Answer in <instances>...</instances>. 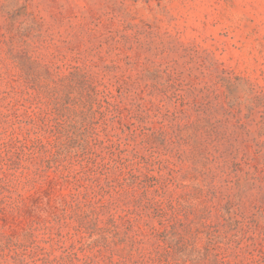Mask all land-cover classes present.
Returning <instances> with one entry per match:
<instances>
[{"label":"rangeland","instance_id":"1","mask_svg":"<svg viewBox=\"0 0 264 264\" xmlns=\"http://www.w3.org/2000/svg\"><path fill=\"white\" fill-rule=\"evenodd\" d=\"M0 264H264V0H0Z\"/></svg>","mask_w":264,"mask_h":264}]
</instances>
